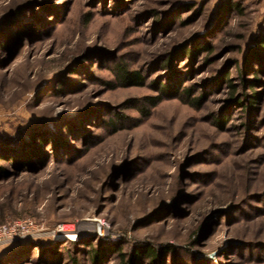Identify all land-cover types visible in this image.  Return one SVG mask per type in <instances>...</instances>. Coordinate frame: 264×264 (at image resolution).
I'll list each match as a JSON object with an SVG mask.
<instances>
[{
	"label": "rangeland",
	"instance_id": "1",
	"mask_svg": "<svg viewBox=\"0 0 264 264\" xmlns=\"http://www.w3.org/2000/svg\"><path fill=\"white\" fill-rule=\"evenodd\" d=\"M263 40L264 0H0V264H264Z\"/></svg>",
	"mask_w": 264,
	"mask_h": 264
},
{
	"label": "trees",
	"instance_id": "2",
	"mask_svg": "<svg viewBox=\"0 0 264 264\" xmlns=\"http://www.w3.org/2000/svg\"><path fill=\"white\" fill-rule=\"evenodd\" d=\"M233 8L235 9L236 7L234 6ZM262 43H263L262 46H264V40L262 41ZM209 49H210L209 47L204 48L205 51H209ZM118 71H119L120 81L123 82V83L128 82L131 79V77H132L133 81H136V80L140 81L142 79L141 76L139 74H137V73L127 74V72H126V70H125V68L123 66L119 67ZM241 76H243V74ZM223 80L224 81H228L227 76H225ZM230 88H231L232 92L236 91L235 86L230 85ZM189 92L190 91H187L188 94H189ZM159 99L160 98L152 99L151 100V105L152 106H156L158 104ZM253 100L254 101L256 100L255 96L253 97ZM254 101H250V104H254ZM194 103H198V100H195ZM240 103H241L240 101H237V104H240ZM104 254H105V252H103V254L100 251L99 252H95L94 259H97L99 261V260L103 259ZM160 255H161V253H155V251L153 249H151V248L147 249L146 252H145V256L147 258H149V259L150 258L156 259L157 257L159 258ZM137 257H139V256L138 255H134L129 260L124 261L122 264H136Z\"/></svg>",
	"mask_w": 264,
	"mask_h": 264
},
{
	"label": "built area",
	"instance_id": "3",
	"mask_svg": "<svg viewBox=\"0 0 264 264\" xmlns=\"http://www.w3.org/2000/svg\"><path fill=\"white\" fill-rule=\"evenodd\" d=\"M33 224L30 221H24V222H18L15 223L14 225V230H20V229H25L28 227H31ZM9 234V230L6 226L0 227V243L2 242V240L4 239V237H6Z\"/></svg>",
	"mask_w": 264,
	"mask_h": 264
},
{
	"label": "bare ground",
	"instance_id": "4",
	"mask_svg": "<svg viewBox=\"0 0 264 264\" xmlns=\"http://www.w3.org/2000/svg\"><path fill=\"white\" fill-rule=\"evenodd\" d=\"M66 228H67V227H66ZM63 229H64V228H63ZM67 229H68V228H67ZM67 229H66V230H67ZM71 233H72V232H71ZM63 235H64V234H63ZM65 235H66V234H65ZM65 235H64V236H65Z\"/></svg>",
	"mask_w": 264,
	"mask_h": 264
}]
</instances>
